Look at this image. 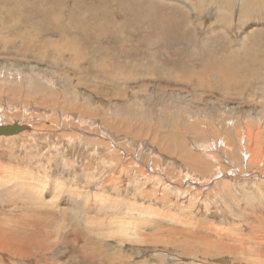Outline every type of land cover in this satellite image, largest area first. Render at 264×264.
I'll list each match as a JSON object with an SVG mask.
<instances>
[{"label":"rangeland","instance_id":"374dc122","mask_svg":"<svg viewBox=\"0 0 264 264\" xmlns=\"http://www.w3.org/2000/svg\"><path fill=\"white\" fill-rule=\"evenodd\" d=\"M47 41L62 49L71 67L61 62L63 56H53L52 49H37ZM74 62L83 65L80 74ZM42 77L53 78L54 88L43 89ZM28 78L33 79L29 82L32 86L27 85ZM224 79L235 80L236 86L225 88L220 85ZM4 81L9 87L14 84L19 95L14 96ZM0 84V90L6 88L17 98L12 101L6 94L0 101V123L32 127L16 136H0V218L4 220L0 219V224L8 228L29 226L28 231H32L30 219L42 218L41 224L48 229L44 231L47 239L41 243L44 248L29 244L31 258L2 257L0 252V264H57L61 257L78 261L76 264H104L109 260L113 264H264V180L253 175L255 170L244 168L250 175L233 179L206 198L193 191L185 197L186 190H170L163 177L144 168L151 159H155L153 166L164 163L162 157L154 156L153 151H157L168 157L166 165L175 161L191 178L214 180L240 168L242 154L224 156L225 160L219 154V161L207 157L203 166H212L200 169L185 166L177 156L160 153L149 138L118 133L137 147L128 150L122 145L123 153L124 149L98 142V138L108 140L100 133L82 129L72 139L73 132L59 125L66 116H72L66 111L88 110L92 100L98 110L88 119L95 123L104 115L110 121L128 115L127 119L143 122L141 119L149 117L151 122L161 120L162 130L171 124L168 119L177 124L185 114L219 125L221 114L229 111L227 116L231 113L237 120L232 133L240 130L247 135L246 131L253 130L255 135L260 131L264 143V106L245 103L250 96H264V0H0ZM100 88L105 91L97 93ZM220 90L229 94L222 96ZM239 95L245 101L231 99ZM246 124L249 130L243 129ZM211 131L194 134L190 140L210 144ZM144 144L154 156L149 161L141 153L144 149L134 157ZM14 174L18 178L12 180ZM45 181L50 190L61 194L60 200L65 196L62 201L67 202L64 207L68 209L64 213L57 200H47L43 206L35 195L32 186ZM201 199L207 203L205 208L198 204ZM218 205L224 213L214 216ZM23 214L28 220H20ZM83 231L84 236L79 235ZM137 233L141 241L134 239ZM193 234L211 239L201 241ZM63 236L68 239L63 241ZM145 236L154 241H145ZM88 238L91 245L85 244ZM73 244L79 251L71 248ZM97 247L100 255L92 259V249Z\"/></svg>","mask_w":264,"mask_h":264},{"label":"bare ground","instance_id":"6f19581e","mask_svg":"<svg viewBox=\"0 0 264 264\" xmlns=\"http://www.w3.org/2000/svg\"><path fill=\"white\" fill-rule=\"evenodd\" d=\"M182 2V1H181ZM188 2V1H186ZM189 3V2H188ZM187 5L190 7V8H193L192 5L189 3ZM186 5V4H185ZM186 5V6H187ZM2 41V40H1ZM4 41V40H3ZM9 41V40H8ZM7 41V42H8ZM6 42V43H7ZM9 43V42H8ZM13 43V42H11ZM4 44V43H2ZM31 44V43H30ZM34 45V44H33ZM10 47V45H9ZM7 48V47H6ZM8 49V48H7ZM26 49V48H25ZM38 50H43V51H50L51 49L53 50V56H63V52H62V49H58V48H55L54 45H53V42L52 41H47L46 43H44L43 45H40L39 44V47H37ZM7 51V50H6ZM37 53V52H35ZM50 53V52H49ZM48 53V54H49ZM56 53V54H55ZM38 55V54H37ZM65 55V53H64ZM20 56V55H19ZM25 56V55H24ZM40 56V55H38ZM37 57V56H36ZM71 58H73V56H71ZM38 59V58H37ZM61 59V58H60ZM59 60V59H58ZM73 60V59H72ZM61 62H64L67 66V68L71 67V64L68 62V59H65L64 56L61 60ZM74 66L78 69H76L77 71H79V74L84 70L83 68V65L81 64V62H74ZM60 66V65H58ZM73 68V67H72ZM68 71V70H67ZM70 71V70H69ZM30 74V73H29ZM84 74V73H83ZM74 75V74H73ZM220 75V74H218ZM29 76V75H28ZM18 78V76H16ZM24 77V76H23ZM218 78H221L219 76H216ZM25 78V77H24ZM23 78V79H24ZM165 78V77H164ZM7 79V78H6ZM32 79V78H31ZM31 79L28 78L27 80V85L28 83L31 81ZM35 79V78H34ZM43 79L42 81V84L40 82V85H42L41 87L44 88H49V90H51V88H54V84H53V78L51 77H48V78H45V77H42L41 80ZM193 80V79H192ZM8 81H11L8 80ZM13 81H17V80H13ZM25 81V80H24ZM33 81V79H32ZM31 81V82H32ZM82 81V80H81ZM177 81V80H175ZM197 81V80H196ZM26 82V81H25ZM84 82V81H83ZM169 82V81H168ZM188 82V81H187ZM206 82V81H205ZM219 82V81H218ZM238 82V81H237ZM242 82V81H241ZM5 84H7L8 86V83H6L4 81ZM15 83V82H14ZM34 83V82H33ZM60 83V82H59ZM82 83V82H81ZM146 83V82H145ZM216 83V82H215ZM13 84V83H11ZM17 84V83H16ZM31 86L32 84L29 83ZM37 84V82L35 83ZM39 84V83H38ZM97 84V83H96ZM95 84V86H96ZM190 84V83H189ZM214 84V83H213ZM1 85V84H0ZM14 85V84H13ZM13 85H10L11 87H6L8 88V90L14 95L16 93V90L17 88H15ZM38 85V86H40ZM100 85V84H98ZM103 85V84H102ZM172 85V84H171ZM179 85V84H178ZM207 85V84H206ZM216 85V84H215ZM220 85H223L225 86V88L229 89V88H232L234 86H236V81L234 80H231V79H224L222 80L221 84ZM232 85V86H231ZM245 85V84H244ZM6 86V85H5ZM170 86V85H169ZM174 86V85H173ZM231 86V87H230ZM93 87V86H92ZM98 87V86H97ZM96 87V88H97ZM101 87V85L99 86ZM104 87V85H103ZM176 87V86H175ZM3 88V87H2ZM6 88L2 90H0V101H2L6 94H8L12 101H16V97L14 96H18L19 94H15L14 96L8 91L6 90ZM95 88V87H94ZM201 88V87H200ZM218 88V87H217ZM19 89V88H18ZM40 89V87H39ZM38 89V90H39ZM211 90V88H209ZM37 90V89H36ZM42 90V88L40 89V91ZM47 90V91H49ZM56 90V89H55ZM94 90V89H93ZM21 91V90H20ZM19 91V92H20ZM46 91V92H47ZM59 91V90H57ZM97 93L99 92H104L105 90H101L100 89H96ZM18 92V93H19ZM37 92V91H36ZM43 92V95L45 93V90L42 91ZM53 92H56L53 90ZM192 92V91H191ZM218 92V90L216 91ZM21 93V92H20ZM38 93V92H37ZM51 91L49 92V95H50ZM59 94V92H56V94ZM196 93V92H195ZM201 93V92H200ZM228 92L227 91H219V94H222L223 95H226ZM55 94V93H54ZM53 94V95H54ZM229 94V93H228ZM232 94V93H230ZM238 94V93H237ZM124 95V94H122ZM234 95H236V91L234 93ZM245 95V94H244ZM98 96V95H97ZM119 96V95H118ZM202 96V95H201ZM229 96V95H228ZM250 96V95H248ZM236 96H234V98L231 96V99L233 100H239V101H242L244 100L245 98L241 97L239 95V97L235 98ZM254 96H250L248 97L247 99H245V103H249L250 105L253 104V102H259L262 104V106H264V96H261L260 99L257 98L255 99V97L253 98ZM200 98V97H199ZM223 98V97H222ZM224 98H227L226 96H224ZM251 98V99H250ZM253 98V100H252ZM219 99V98H218ZM229 99V98H227ZM255 99V100H254ZM152 101V100H150ZM173 101V100H172ZM96 102V101H95ZM139 102V101H138ZM149 102V101H148ZM233 102V101H232ZM94 101L92 100V103L90 101L89 104H92V105H89L88 104V110H82V109H78V108H74L73 110L71 111H66V112H69L72 116L70 117H67L66 116V120H64V123H59V125H61L63 128V130L66 128L67 130L73 132L74 135L71 136L72 139L74 138H77L75 135H78L79 133H81V130L84 129L86 131L88 130H91L92 132L91 133H100L102 134L103 137H106L108 138L107 141H104L102 139H97L98 142H101V143H106L108 144L109 146L111 147H116V148H120V149H124L123 151H125V148H123V146H126V148L129 150L130 148H133V150L137 149L136 145L133 146V143L131 142V139L130 140H126L124 141V139L120 138L118 133H123V134H130V135H135V137H141V138H144L147 139L149 138L151 140L152 143H155L158 145V148H159V152H166L167 154H169V156H177L181 161L182 163L185 165V166H192L194 168H200V169H205V168H209L212 166V164H209L207 167L203 166V160L207 157H211L213 159H216L217 161H219V154L223 155L222 159H226L224 158V156H230L231 158L232 157H235L236 155L240 154L239 156L241 157V154L244 156L243 159H244V162L242 163L241 166H239L240 168H237L236 166V171L234 172H230V173H224L222 177L220 178H217V179H214V180H203V179H196V178H191L187 173H183L182 170H184V168H180L181 165L177 164L175 161H172L169 163V165H166V161H168V157L167 159L163 156H161L157 151H153L154 156H156L157 158L158 157H162L161 159L165 160L164 163L162 164H159L158 162L153 166L152 163L155 162V159H151L152 157V153H149L151 151L150 148L146 147V145H142V147L139 148V150L136 151V156L134 155V157H139L141 154H140V150L144 149L145 152L141 151V153H143L142 155L147 158V160L150 161L148 162L147 166L145 165L144 168L148 170V172L150 174H155V175H158V176H161L163 177V180L168 184V186H170V190L171 189H175L177 188V190H186L184 191V195L185 197H190L191 195H193V192L197 193L198 195H202L206 198H208L211 194L214 195V193L219 190V189H224L225 186H227L230 181H232L233 183V179L236 178L239 179L241 178V176L243 177H246L248 175H250V173L255 170L256 172H253L254 176H257L259 178H261L262 180H264V143H261V137H260V131L259 133H255V135L253 134L254 131H246L247 135L245 134V131H241L240 130L238 131H235L234 133L231 132L232 128L234 129L233 125H236L237 124V120L233 119L231 116V113H230V116H227V114L229 113V111H226V115L225 114H221L222 115V120L219 122V125L218 123L217 126L216 124H214V121L213 122H204V121H201L199 119H197L196 117L194 118L192 115L190 114H185V116L182 117V115L180 116V119L178 120V123L175 124L173 123L174 121H171L170 119H168V122H171V124L168 125L167 127V130H162V121L161 120H158L157 123L155 122H151V119L149 117H147V119H141V121L143 120V122H138L136 119H133L132 118H129L127 119V116L126 115V118L121 117L120 119H114L113 121H110L109 119H111L110 117L108 118H105V115H104V118L103 117H100L99 121L97 123L93 122L92 119H88V118H93L96 116V110H98L97 106H95V104H93ZM105 105V104H104ZM245 106V105H244ZM51 108L54 109V107L52 105H50ZM234 107V106H232ZM107 108V107H106ZM134 108V107H133ZM101 109V108H100ZM99 109V110H100ZM103 109V108H102ZM26 110V109H25ZM168 110V109H167ZM95 111V112H94ZM101 111V110H100ZM99 111V112H100ZM98 112V111H97ZM109 112V111H108ZM125 112V111H124ZM209 112V111H208ZM224 112V111H223ZM78 113V115L76 114ZM106 113V112H105ZM147 113V111H146ZM149 113V112H148ZM99 114V113H98ZM103 114V113H102ZM110 114V113H109ZM242 114V113H241ZM101 115V113H100ZM99 115V116H100ZM184 115V114H183ZM238 115V114H237ZM79 116V117H78ZM98 116V117H99ZM103 116V115H101ZM144 116V115H143ZM187 116V117H186ZM84 118H86L84 120ZM139 118V117H138ZM175 118V117H174ZM173 118V119H174ZM177 118V117H176ZM182 118V120H181ZM214 118V117H213ZM238 119V118H237ZM88 120V121H87ZM94 120V119H93ZM220 120V119H219ZM140 121V120H139ZM181 121V122H180ZM88 122H90V124H92V126H90L88 124ZM106 123V128H110V129H106L104 128V125L103 123ZM151 122V123H150ZM176 122V121H175ZM255 122V121H254ZM243 123V122H242ZM13 124H18V125H21V126H25L27 129L24 130L25 131H30L32 129V127L30 125H25V124H20V123H3L0 125H13ZM223 124V125H222ZM241 123H239V126H240ZM260 124V123H259ZM239 126H237L239 128ZM245 126V125H244ZM60 127V126H59ZM243 127V126H242ZM240 126V128H242ZM252 127V126H251ZM206 128H210V129H206ZM236 128V127H235ZM260 128V127H259ZM257 128V129H259ZM212 129V131H211ZM237 129V128H236ZM234 129V130H236ZM243 129H246V130H249V126H247L246 124V127H244ZM86 131H83L84 134H86ZM208 131L210 132L211 131V134L209 135L210 136V144L209 143H205V144H198L196 142H192L190 139L194 140L193 137H194V134H199L202 135L205 133H208ZM23 132V133H24ZM22 134V133H21ZM81 135V134H80ZM16 136V135H15ZM108 136V137H107ZM128 136V135H127ZM257 138H255V137ZM2 137V136H1ZM0 137V138H1ZM87 137V136H86ZM89 137V136H88ZM8 138V137H6ZM259 138V139H258ZM70 139V138H69ZM94 139V140H96ZM104 139V138H103ZM144 139V140H145ZM143 140V139H142ZM141 141V140H140ZM253 143H255L253 145ZM123 145V146H122ZM239 147H238V146ZM253 145V147H252ZM246 146V147H245ZM238 147V148H237ZM152 148V147H151ZM194 148L197 150V152H195ZM150 150V151H149ZM157 150V149H156ZM200 150H202L201 152H199ZM237 152V153H236ZM123 153H126L123 152ZM200 153V160H198V157H199V154ZM110 154V153H109ZM131 154V153H130ZM132 155V154H131ZM165 155V154H163ZM108 156V155H107ZM106 156V157H107ZM110 156V155H109ZM116 156V155H115ZM118 156V155H117ZM238 157V156H237ZM236 157V159H237ZM115 158V157H114ZM141 158V157H140ZM143 158V157H142ZM156 158V159H157ZM239 158V157H238ZM110 159V158H109ZM109 159H107L109 161ZM117 159V158H116ZM235 159V158H234ZM115 160V159H114ZM142 160V159H140ZM146 160V161H147ZM242 160V159H241ZM113 161V160H112ZM231 162V161H229ZM237 162V161H236ZM118 163V162H117ZM114 164L115 161H114ZM131 164V163H130ZM113 165V164H112ZM118 166L119 163L117 164ZM237 165V164H236ZM115 167V165H113ZM134 166V165H133ZM235 166V165H234ZM116 168V167H115ZM232 168V167H231ZM244 168H247V169H253L250 171H247L246 169ZM118 169V168H116ZM164 169L166 170V172L164 171ZM233 169V168H232ZM242 170H246V171H242ZM124 171V170H123ZM185 171V170H184ZM187 171V170H186ZM232 171V170H231ZM3 174V173H2ZM1 175V174H0ZM11 176V174L9 175ZM18 175L17 174H14L13 177L11 178L12 180L14 179H17ZM154 176V175H152ZM216 175H214V178H215ZM116 177V176H115ZM157 177V176H156ZM176 177H180L179 180H177ZM226 177H229V178H232V180H228L226 179ZM250 177V176H249ZM252 177V176H251ZM257 177H254V178H257ZM112 178V177H110ZM155 178V177H154ZM158 178V177H157ZM156 178V180H157ZM6 179V178H5ZM160 179V178H159ZM114 180V179H113ZM161 180V179H160ZM49 181V180H48ZM109 181V180H108ZM116 181V179H115ZM111 182V181H110ZM264 182V181H263ZM40 183V182H39ZM42 185L41 186H32L35 189V195L37 196V198L40 200V202L43 204V206H45L47 204V200H52L50 202H53V200H57L55 201L57 203V206H59V208L62 210L61 212L64 213V211H66V209H68L67 207L65 208L64 205H67L66 203H64L62 201V199L65 197V196H61V200L59 199L60 196L58 193V191H56L57 195L54 193V190L53 188H51V190L47 187V183L48 182H41ZM75 183V182H74ZM156 183V182H155ZM159 183V182H158ZM256 183V182H255ZM49 184V183H48ZM51 184V183H50ZM175 184V185H174ZM236 184V183H234ZM160 185H161V182H160ZM210 185V187H208ZM256 185V184H255ZM64 186V185H63ZM129 186V184H128ZM160 187V186H159ZM179 187V189H178ZM229 187V186H228ZM58 188V187H56ZM64 188V187H63ZM68 188V187H67ZM128 188V187H127ZM158 188V187H157ZM165 188V184L162 186V189ZM208 190H207V189ZM123 189V188H122ZM161 189V187H160ZM65 190V189H64ZM71 190V189H70ZM60 191V190H59ZM66 191V190H65ZM69 191V190H67ZM127 191V190H126ZM162 191V190H161ZM193 191V192H192ZM62 193V192H61ZM65 193V192H64ZM68 193V192H67ZM75 191L72 192V194H74ZM121 193V192H120ZM134 193V192H133ZM76 194V193H75ZM78 194V193H77ZM80 194V193H79ZM78 196H82V195H79ZM174 194V193H173ZM178 194V193H177ZM216 194V193H215ZM221 194V193H219ZM61 195V194H60ZM87 195V194H86ZM86 195L82 196V197H85ZM136 195V194H134ZM169 195V194H168ZM138 196V195H137ZM170 196V195H169ZM74 197V196H72ZM81 197V198H82ZM89 197V195H88ZM95 197V196H94ZM165 197V196H164ZM163 197V198H164ZM168 197V196H167ZM181 197V196H179ZM178 197V198H179ZM196 197V196H195ZM50 198V199H49ZM92 198V197H91ZM166 198V197H165ZM200 198V197H199ZM31 200H34V198L31 196L30 198ZM70 199V198H69ZM67 198V201L69 200ZM93 199V198H92ZM181 199V198H180ZM205 199V198H204ZM218 199V197H217ZM216 199V200H217ZM66 200V198L64 199ZM75 200V199H73ZM158 200V199H157ZM162 200V199H161ZM160 200V201H161ZM202 200V199H201ZM199 201V205L200 203H202V206L203 208H205L203 205H207L206 202H204L203 200L202 201ZM219 200V199H218ZM35 201V200H34ZM70 201V200H69ZM68 201V202H69ZM174 201H176L174 199ZM180 201V200H179ZM183 201H189V199H183ZM197 201V200H196ZM78 202H79V199H78ZM81 202V201H80ZM79 202V203H80ZM91 202V201H90ZM143 202V200H142ZM162 202V201H161ZM165 202V201H164ZM167 202V201H166ZM190 202V201H189ZM192 202V201H191ZM221 202V201H220ZM93 203V202H92ZM163 203V202H162ZM195 203V202H194ZM90 204V203H89ZM187 204V203H186ZM197 204V206H198ZM56 205V204H55ZM70 205V204H69ZM74 205V203H73ZM72 205V206H73ZM76 205V204H75ZM81 205V204H80ZM169 205V204H168ZM184 205V203L182 204ZM51 207V206H50ZM71 207V206H70ZM77 207H79V205H77ZM84 207V206H83ZM87 207V206H86ZM90 207H93V205L91 206L90 204ZM113 207V206H112ZM179 207L181 208H178V210L182 209V206L180 205ZM190 207V206H189ZM75 208V207H74ZM82 208V207H81ZM94 208V207H93ZM193 208V207H192ZM199 208V207H198ZM202 208V209H203ZM216 208H218V210L216 211L217 213L214 215H222L224 212L223 210L221 209L222 207L221 206H217ZM55 209V208H54ZM211 209V208H210ZM187 210V209H185ZM198 210V209H197ZM196 210V211H197ZM205 210V209H204ZM207 210V208H206ZM209 210V209H208ZM222 210V211H221ZM251 210V209H250ZM70 211V210H68ZM255 211V210H253ZM71 212V211H70ZM76 212V211H75ZM79 212V211H78ZM82 212V211H81ZM84 212V211H83ZM202 212V211H201ZM205 212V211H204ZM211 212V211H210ZM213 212V211H212ZM72 213V212H71ZM200 213V212H199ZM203 213V212H202ZM246 213V212H245ZM80 214V213H79ZM253 214V213H252ZM73 215V214H71ZM161 215V214H160ZM74 216V215H73ZM250 216V215H249ZM258 216V215H257ZM21 217V216H20ZM72 217V216H71ZM2 218V217H1ZM0 218V219H1ZM19 218V217H18ZM23 219L20 218V220H23L27 219V215L26 214H23ZM60 218V216H59ZM88 218V217H87ZM9 218H7L8 220ZM28 220V219H27ZM32 220V223L34 225V227L32 228V231H28L30 230V227L29 226H21V225H17L16 227L14 228H8V227H5L3 226V224H0V252L1 254L3 255L2 257H5L4 255H11V256H16L18 257L21 256L22 258L24 259H29L31 258V251L33 250L31 248L32 247H35L38 248V249H42L44 248V245L43 247L41 246V243L42 242V239L44 238L47 239V233H45L44 231L45 230H48L46 229V225L44 224H41L40 221L42 220H45V219H42V218H35V219H30ZM64 221V219H62ZM90 220V219H89ZM176 220V219H175ZM2 221V219H1ZM4 221V220H3ZM2 221V222H3ZM72 221V220H71ZM74 221V220H73ZM72 221V222H73ZM83 221H86V217L84 218ZM82 221V222H83ZM139 221V220H138ZM137 221V222H138ZM13 222H18L17 220H13ZM77 222V220H76ZM80 222V221H79ZM140 222V221H139ZM143 224L145 223L144 221H142ZM141 222V223H142ZM12 223V222H11ZM10 223V225H11ZM140 223V224H141ZM147 223V222H146ZM145 223V224H146ZM6 224V223H5ZM28 224V223H27ZM142 224V225H143ZM144 224V225H145ZM159 224V223H158ZM23 225V224H22ZM32 225V224H31ZM32 225V226H33ZM139 225V223L137 224ZM142 225H139V226H142ZM149 226V224H148ZM160 226V225H159ZM84 227V226H82ZM132 227V226H131ZM135 227V226H134ZM140 228V227H139ZM162 228V227H161ZM213 228L214 229H217L214 225H213ZM141 229V228H140ZM143 229V228H142ZM209 230L212 229L211 227L208 228ZM146 230V229H145ZM172 232H176L177 230H173L171 229ZM219 230V229H218ZM252 230V229H251ZM147 231V230H146ZM216 231V230H215ZM41 232H44L45 234L43 235ZM142 232V231H141ZM178 232V231H177ZM176 232V233H177ZM181 233H185V232H182L180 231ZM217 232V231H216ZM219 232H222V233H225L226 232H223V231H219ZM229 232V231H227ZM259 232V231H258ZM180 233V234H181ZM220 233V234H222ZM83 234V235H82ZM85 232L83 231V233L81 232L79 235L81 236H84ZM146 234V233H145ZM179 234V235H180ZM186 234H189L188 232H186ZM230 234V233H229ZM228 234V235H229ZM232 234V233H231ZM49 235V233H48ZM51 235V233H50ZM171 235V234H170ZM182 235V234H181ZM194 235V234H193ZM205 235V234H204ZM223 235V234H222ZM89 236V235H87ZM135 238V240H138V241H141V239L139 238V233L133 235ZM173 236V234H172ZM195 237L197 235H194ZM216 236V235H215ZM224 236V235H223ZM227 236V234H226ZM55 237V236H54ZM163 237V236H162ZM189 237V236H188ZM197 237H200V236H197ZM217 237V236H216ZM50 238V237H49ZM48 238V239H49ZM63 241H66L68 238L66 236H63ZM145 241H154V239L151 237V236H145ZM221 238V237H219ZM55 239V238H54ZM211 239V238H210ZM207 238H205L204 236L200 237V240L201 241H207V240H210ZM214 239V238H213ZM223 239V238H222ZM52 240V239H51ZM75 240V239H74ZM90 238L88 239H85V244L86 243H89L90 244ZM98 240H100V238H98ZM219 240V239H218ZM263 240V239H262ZM58 241V239H57ZM102 241V240H101ZM220 241V240H219ZM226 241V240H225ZM242 241V240H241ZM258 241V240H257ZM84 242V241H83ZM95 242V241H94ZM156 242V241H155ZM183 242V241H182ZM259 242V241H258ZM50 244V241L48 242ZM101 243V242H100ZM180 243V242H179ZM220 243V242H219ZM226 243V242H225ZM241 243V242H240ZM31 246H30V245ZM55 244V243H54ZM85 244L84 245H81V247H85ZM99 244V242H98ZM103 244V242H102ZM101 244V245H102ZM106 244V243H105ZM222 244V243H220ZM56 245V244H55ZM53 245V246H55ZM61 245V244H60ZM91 245V244H90ZM95 245H96V242H95ZM94 245V246H95ZM151 245V244H150ZM187 245V244H185ZM227 245V244H226ZM225 245V246H226ZM248 245V244H247ZM80 246V245H79ZM78 246V247H79ZM103 246V245H102ZM57 247V245H56ZM87 247V246H86ZM52 248V247H51ZM71 248L73 250H78V248H76L74 246V244L71 246ZM191 248V247H190ZM242 248V247H241ZM88 249V248H86ZM55 250V249H54ZM60 250V249H58ZM93 252H92V259H95L96 257H98V255H100V247H97V248H93L92 249ZM248 250V249H247ZM242 251V250H241ZM245 251V250H244ZM37 252V250H36ZM94 253H95V257H94ZM233 254V253H232ZM129 255V254H128ZM61 256V255H60ZM7 257V256H6ZM10 257V256H9ZM191 257V256H190ZM41 258V257H40ZM66 257H61V260L60 259H56V263L57 264H76L78 261H76V263L72 262L71 259L67 258V259H64ZM249 258V257H248ZM1 259V258H0ZM4 260V258H2ZM86 257L84 258V262H86ZM114 260V258H113ZM112 260V261H113ZM7 261V260H6ZM55 261V259H54ZM3 262V261H2ZM5 262V261H4ZM42 263V262H40ZM54 263V262H53ZM111 260H109L108 263H105L104 264H111ZM2 264V263H1ZM113 264V263H112ZM242 264V263H241Z\"/></svg>","mask_w":264,"mask_h":264},{"label":"water","instance_id":"95a60500","mask_svg":"<svg viewBox=\"0 0 264 264\" xmlns=\"http://www.w3.org/2000/svg\"><path fill=\"white\" fill-rule=\"evenodd\" d=\"M25 129H27L25 126H21L18 124L0 125V136L16 135L17 133L22 132Z\"/></svg>","mask_w":264,"mask_h":264}]
</instances>
